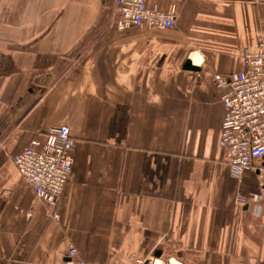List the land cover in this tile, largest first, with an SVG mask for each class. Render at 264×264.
Returning a JSON list of instances; mask_svg holds the SVG:
<instances>
[{"label": "crops", "instance_id": "crops-1", "mask_svg": "<svg viewBox=\"0 0 264 264\" xmlns=\"http://www.w3.org/2000/svg\"><path fill=\"white\" fill-rule=\"evenodd\" d=\"M146 1L175 25L120 30L115 0H0V264L71 247L88 264H264V160L236 174L214 84L264 39V0ZM60 125L76 146L56 219L13 157Z\"/></svg>", "mask_w": 264, "mask_h": 264}, {"label": "built area", "instance_id": "built-area-1", "mask_svg": "<svg viewBox=\"0 0 264 264\" xmlns=\"http://www.w3.org/2000/svg\"><path fill=\"white\" fill-rule=\"evenodd\" d=\"M120 30L131 27H173L175 9L161 11L146 0H115ZM243 70L216 74L214 84L224 107L221 145L238 177L255 172L264 160V39L241 51ZM76 140L68 125L57 126L42 138H33L13 161L22 177L41 202L48 204L59 219L58 204L69 183L74 166ZM241 199H258V194L240 193ZM145 264L144 260H138ZM64 264H88L76 247L68 250ZM147 264H172L171 260L151 259Z\"/></svg>", "mask_w": 264, "mask_h": 264}, {"label": "water", "instance_id": "water-1", "mask_svg": "<svg viewBox=\"0 0 264 264\" xmlns=\"http://www.w3.org/2000/svg\"><path fill=\"white\" fill-rule=\"evenodd\" d=\"M184 68L187 69V70H195V71H198L200 69L199 66L197 65H194L192 60L190 58H188L184 64ZM161 255V252H157L156 254V257H159ZM151 260V259H150ZM146 261V264L150 261Z\"/></svg>", "mask_w": 264, "mask_h": 264}, {"label": "bare ground", "instance_id": "bare-ground-1", "mask_svg": "<svg viewBox=\"0 0 264 264\" xmlns=\"http://www.w3.org/2000/svg\"><path fill=\"white\" fill-rule=\"evenodd\" d=\"M198 61V60H197ZM174 264H176L175 262H174Z\"/></svg>", "mask_w": 264, "mask_h": 264}]
</instances>
